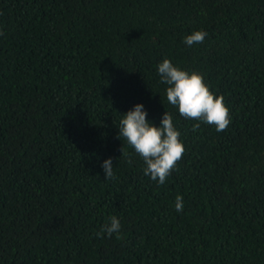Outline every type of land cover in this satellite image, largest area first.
Here are the masks:
<instances>
[{
	"label": "trees",
	"instance_id": "trees-1",
	"mask_svg": "<svg viewBox=\"0 0 264 264\" xmlns=\"http://www.w3.org/2000/svg\"><path fill=\"white\" fill-rule=\"evenodd\" d=\"M0 33V264H264V0H0ZM165 58L226 130L167 101ZM137 103L184 144L163 185L118 138Z\"/></svg>",
	"mask_w": 264,
	"mask_h": 264
},
{
	"label": "clouds",
	"instance_id": "clouds-1",
	"mask_svg": "<svg viewBox=\"0 0 264 264\" xmlns=\"http://www.w3.org/2000/svg\"><path fill=\"white\" fill-rule=\"evenodd\" d=\"M207 35V32L203 30H195L185 37L184 42L188 46L202 43ZM157 71L160 82L168 85L167 101L178 107L182 117L215 125L218 132L226 130L230 123L229 108L224 102L223 95L216 96L210 91L201 73L188 72L174 66L168 58L158 64ZM199 127L198 123L194 124L193 130ZM118 128V138H123L145 162L144 174L163 185L185 152L184 144L179 139L180 132L174 127L172 115L165 111L160 125L156 126L147 119L143 104L137 103L124 113ZM113 164L111 157L102 163L106 180L116 179ZM183 208V197L177 195L175 209L177 212H182ZM120 229V220L112 216L110 223L105 224L96 236L103 237L106 233L108 237H111L113 233H116L119 239Z\"/></svg>",
	"mask_w": 264,
	"mask_h": 264
}]
</instances>
